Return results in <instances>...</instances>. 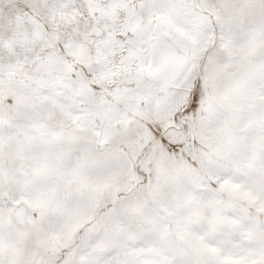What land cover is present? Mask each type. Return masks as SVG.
Wrapping results in <instances>:
<instances>
[{
	"label": "snow or ice",
	"instance_id": "1",
	"mask_svg": "<svg viewBox=\"0 0 264 264\" xmlns=\"http://www.w3.org/2000/svg\"><path fill=\"white\" fill-rule=\"evenodd\" d=\"M0 264H264V0H0Z\"/></svg>",
	"mask_w": 264,
	"mask_h": 264
}]
</instances>
